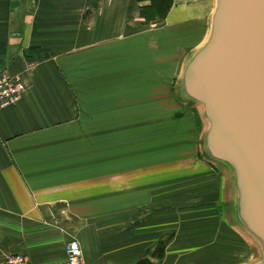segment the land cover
<instances>
[{
	"label": "crops",
	"instance_id": "crops-1",
	"mask_svg": "<svg viewBox=\"0 0 264 264\" xmlns=\"http://www.w3.org/2000/svg\"><path fill=\"white\" fill-rule=\"evenodd\" d=\"M184 2L175 0L166 21L191 12ZM147 5L0 0V74L27 85L18 104L0 110V261L60 263L75 237L87 264H247L250 242L229 215V170L202 151L192 169L181 152H138V117L123 116L132 105L124 106L122 92H138L144 66L154 65L149 55L139 72L140 52L159 44L139 29ZM202 136L203 129L200 147ZM172 156L179 160L172 164ZM184 233L200 246L187 251ZM162 242L169 243L160 260ZM234 250L243 261L217 262Z\"/></svg>",
	"mask_w": 264,
	"mask_h": 264
},
{
	"label": "water",
	"instance_id": "water-1",
	"mask_svg": "<svg viewBox=\"0 0 264 264\" xmlns=\"http://www.w3.org/2000/svg\"><path fill=\"white\" fill-rule=\"evenodd\" d=\"M178 98L199 110L205 157L232 176L229 215L264 264V0H215Z\"/></svg>",
	"mask_w": 264,
	"mask_h": 264
},
{
	"label": "rangeland",
	"instance_id": "rangeland-1",
	"mask_svg": "<svg viewBox=\"0 0 264 264\" xmlns=\"http://www.w3.org/2000/svg\"><path fill=\"white\" fill-rule=\"evenodd\" d=\"M184 1L187 5L184 8L191 12L186 13L181 18L182 21L171 18L166 22L140 26V31L149 32L151 36L159 40V44L154 47L153 52H140L139 72L144 71L142 66L146 65V62H141L149 55H155L154 65L152 67L151 62H148L144 66L149 69V72L148 76L139 77L138 92L134 89L132 93L128 94L122 92V100L124 106L129 103L132 105V108L123 111V116L129 117L131 114L132 117H138L139 120L138 125L132 126L133 128L138 127V129L135 128L139 133L138 152H157V154L158 152H170L171 155L181 152L180 160L183 158L187 168L192 169L194 165H197L199 159L197 155L200 151L203 152L198 143L201 128L197 117H195L194 109L188 105L186 108L177 103L175 91L177 85L180 84L184 65L194 53L200 40H205L204 37L207 35L205 20L210 11L212 0ZM181 5H178L176 9L182 8ZM195 15L198 18L203 17V21L195 19ZM185 57L187 58L183 64ZM136 98L137 102H135ZM124 128L129 127L124 126ZM178 160L173 159L172 156L171 163ZM156 177L158 179L159 174H156ZM174 181L171 180V182ZM183 229L187 230L188 226H183ZM185 234L181 235L179 243L187 246V251L191 249L190 247L200 246V244L195 245L196 242H199V238L186 240ZM171 238H173V234ZM201 240L206 241V239ZM249 242L251 252L250 258L246 260L247 264L262 257V252L256 248L253 242ZM158 247L155 253L158 251ZM235 250L234 252L219 253L217 262L243 261L244 258L233 256L240 252ZM148 260L151 262L150 259Z\"/></svg>",
	"mask_w": 264,
	"mask_h": 264
},
{
	"label": "built area",
	"instance_id": "built-area-1",
	"mask_svg": "<svg viewBox=\"0 0 264 264\" xmlns=\"http://www.w3.org/2000/svg\"><path fill=\"white\" fill-rule=\"evenodd\" d=\"M27 91V85L18 77L0 74V110L15 106ZM66 260L56 264H87L80 241L73 237L66 243ZM0 264H32L27 256L10 255Z\"/></svg>",
	"mask_w": 264,
	"mask_h": 264
},
{
	"label": "trees",
	"instance_id": "trees-1",
	"mask_svg": "<svg viewBox=\"0 0 264 264\" xmlns=\"http://www.w3.org/2000/svg\"><path fill=\"white\" fill-rule=\"evenodd\" d=\"M139 4L149 3L147 6L141 7V18L144 19L146 25L165 22L174 7L175 0H135ZM197 120L201 130L203 124L199 112L195 110ZM169 242H162L155 253L156 258L163 260L165 258L166 248ZM138 264H152L148 259L140 261Z\"/></svg>",
	"mask_w": 264,
	"mask_h": 264
}]
</instances>
